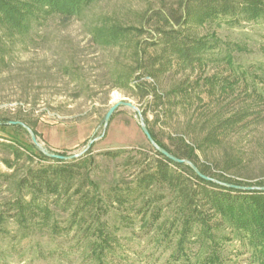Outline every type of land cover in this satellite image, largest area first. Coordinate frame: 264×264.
Masks as SVG:
<instances>
[{
  "label": "trees",
  "instance_id": "16d2710c",
  "mask_svg": "<svg viewBox=\"0 0 264 264\" xmlns=\"http://www.w3.org/2000/svg\"><path fill=\"white\" fill-rule=\"evenodd\" d=\"M103 1L0 0V74L35 29L53 17L81 18ZM159 1L147 29L101 21L92 40L128 51L133 65L115 75L117 87L145 102L157 145L208 179L150 145L147 153L98 155L133 170L102 187L92 148L67 160L7 139L0 142L8 155L6 171L0 167V264L25 262L27 254L30 262L60 264H264V190L236 188H264V174L252 184L240 179L251 159L234 140L264 119V66L262 75L235 67L248 44L210 30L264 24V0ZM225 64L232 77L218 73ZM126 228L131 237L120 234Z\"/></svg>",
  "mask_w": 264,
  "mask_h": 264
},
{
  "label": "rangeland",
  "instance_id": "374dc122",
  "mask_svg": "<svg viewBox=\"0 0 264 264\" xmlns=\"http://www.w3.org/2000/svg\"><path fill=\"white\" fill-rule=\"evenodd\" d=\"M161 7L159 0H106L81 18L53 17L43 27L35 29L26 47L14 49L9 67L0 74V142L16 140L31 149L68 156L92 148L100 166L97 179L102 187L126 177L130 168L126 169L124 159L106 160L98 155L131 149L147 153L150 143L142 132L140 117L136 111L120 107L110 117L107 127L104 120L119 102H131L141 112L145 102H139L126 90L118 88L114 80L115 75L128 73L132 68L128 51L120 47L96 46L91 31L101 21L109 25L142 27L146 15ZM210 30L226 41L246 42L249 52L236 55L235 67L262 75L259 67L264 66V24L251 23L233 30L214 25ZM228 66H220L218 73L232 77ZM241 88L236 86L237 94ZM240 95L238 105L246 98ZM148 117L152 120L153 114ZM8 120H21L31 128L37 144L26 129L9 125ZM159 133L168 142L167 130L163 128ZM234 140L241 141L240 149L252 160L246 162L247 172L240 173L245 179H240L252 184L264 174V119L250 132L234 136ZM220 155V152L215 153L216 157ZM5 157L8 155L0 150V167L4 171L6 167L1 159ZM120 234L132 236L128 228ZM136 245H131L132 249H137ZM30 258L27 254L25 262L15 259L12 264H60L30 262ZM164 261L162 258L158 264ZM80 262L73 260L66 264ZM235 264L249 263L242 260Z\"/></svg>",
  "mask_w": 264,
  "mask_h": 264
},
{
  "label": "water",
  "instance_id": "95a60500",
  "mask_svg": "<svg viewBox=\"0 0 264 264\" xmlns=\"http://www.w3.org/2000/svg\"><path fill=\"white\" fill-rule=\"evenodd\" d=\"M120 107H127V108H130V109H132V110H134V111H136L138 113V115L140 117V121H141V129H142L143 134L145 135V137L148 140V142L150 143V145H152L158 152H160L161 154L165 155L166 157H168L169 159H171V160H173V161H175L177 163H186V164L190 165V167L198 175H200L203 178H206V177H204V176H202L200 174L199 170L191 162L186 161V160L177 159L174 156L170 155L165 149H163L162 147H160L159 145H157V143L154 141V139L152 138V136H151V134H150V132L148 130V127H147V125L145 123V120H144V118L142 116V112L133 103H131V102H119L114 107H112L111 110L109 111V113L105 117V120H104L105 127H107V124H108V121H109L110 117ZM8 124L9 125H12V126L18 125V126L23 127L24 129H26L30 133V135H31L34 143L37 144V142H36V136L34 135L32 129L29 128L27 125H25L22 122H9ZM91 144H92V142H91ZM89 148H91V145L88 147V149ZM41 152L44 153L45 155H48V156H51V157H57V158H62V159L70 160V159H73V158H76V157H79V156L83 155L86 151L83 152V153H81V154H79V155H72V156H69V157H61V156H58V155H55V154H51V153H49L46 150H41ZM206 179H208V178H206ZM236 188L243 189V190H254V189H256V190H264V188H243V187H236Z\"/></svg>",
  "mask_w": 264,
  "mask_h": 264
}]
</instances>
